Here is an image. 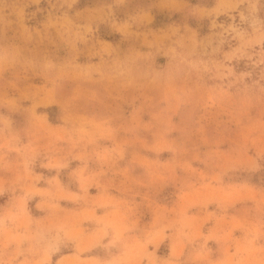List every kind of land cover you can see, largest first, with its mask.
Listing matches in <instances>:
<instances>
[{
    "label": "rangeland",
    "instance_id": "rangeland-1",
    "mask_svg": "<svg viewBox=\"0 0 264 264\" xmlns=\"http://www.w3.org/2000/svg\"><path fill=\"white\" fill-rule=\"evenodd\" d=\"M24 240L264 264V0H0V242Z\"/></svg>",
    "mask_w": 264,
    "mask_h": 264
},
{
    "label": "crops",
    "instance_id": "crops-1",
    "mask_svg": "<svg viewBox=\"0 0 264 264\" xmlns=\"http://www.w3.org/2000/svg\"><path fill=\"white\" fill-rule=\"evenodd\" d=\"M22 241L19 248H16L14 243H9L6 246H3L0 242V264H35L36 260L39 256L43 254V251H39L38 247L35 244V240L32 243V240ZM68 244L62 243L59 245L58 251L50 252V260L55 262L60 257H64L66 255H70L73 253L72 245L69 244L68 250H65V246ZM116 253V251H113ZM82 257L89 256H98L103 257V252L89 253L86 252L81 253Z\"/></svg>",
    "mask_w": 264,
    "mask_h": 264
}]
</instances>
